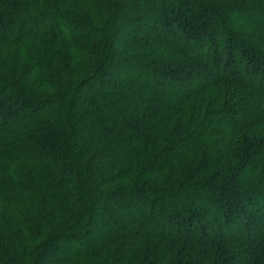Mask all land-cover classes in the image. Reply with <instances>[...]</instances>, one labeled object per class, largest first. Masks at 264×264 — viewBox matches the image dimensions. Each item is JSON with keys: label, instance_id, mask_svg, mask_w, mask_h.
<instances>
[{"label": "trees", "instance_id": "obj_1", "mask_svg": "<svg viewBox=\"0 0 264 264\" xmlns=\"http://www.w3.org/2000/svg\"><path fill=\"white\" fill-rule=\"evenodd\" d=\"M0 264H264V0H0Z\"/></svg>", "mask_w": 264, "mask_h": 264}]
</instances>
